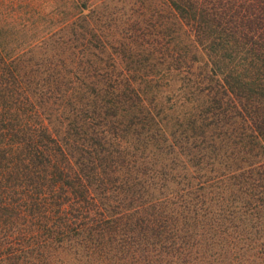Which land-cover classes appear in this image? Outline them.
<instances>
[{"label":"trees","instance_id":"obj_1","mask_svg":"<svg viewBox=\"0 0 264 264\" xmlns=\"http://www.w3.org/2000/svg\"><path fill=\"white\" fill-rule=\"evenodd\" d=\"M152 3L124 33L87 22L43 70L0 69V234L37 246L18 259L65 241L154 258L195 228L264 240V0Z\"/></svg>","mask_w":264,"mask_h":264},{"label":"rangeland","instance_id":"obj_2","mask_svg":"<svg viewBox=\"0 0 264 264\" xmlns=\"http://www.w3.org/2000/svg\"><path fill=\"white\" fill-rule=\"evenodd\" d=\"M157 1L0 0V69L8 66L21 71L43 70L53 53L57 54L64 45L76 44L80 38L78 32L87 29V22L101 28L108 36L124 33L121 24L127 18H141L144 15L139 12L142 4L147 6ZM10 79L9 72L0 73V85H9ZM159 92L161 98L173 97L177 92L174 81L169 85L163 83ZM52 106L50 111L56 117V109ZM187 237L188 246L163 245L157 256H144L141 260L104 259L87 251L82 243L72 241L51 244L44 252L50 256L52 264H264V240L255 243L233 239L231 244L224 243L217 232L208 228L192 229ZM18 247V243L11 244L0 234V254L11 253L7 257L8 264H29L24 257H18L37 253V246L20 247L18 252L12 253Z\"/></svg>","mask_w":264,"mask_h":264}]
</instances>
